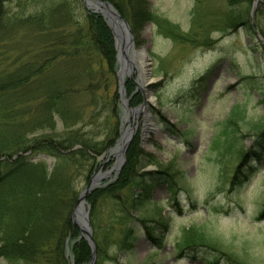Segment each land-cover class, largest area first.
I'll return each mask as SVG.
<instances>
[{
  "label": "rangeland",
  "instance_id": "obj_1",
  "mask_svg": "<svg viewBox=\"0 0 264 264\" xmlns=\"http://www.w3.org/2000/svg\"><path fill=\"white\" fill-rule=\"evenodd\" d=\"M147 1L158 16L176 26L178 35L168 36L148 22L140 37L134 36L135 48L145 49L147 56L141 59L140 55H131L134 65L125 69L133 71L132 77L125 80V98L131 111L122 102L118 62L117 84L111 88L120 96L121 129L125 124L134 128L129 146L138 138L144 152L139 169L142 177L152 180L161 175L160 166L149 154L162 166L174 163L182 178L176 198L170 197L165 182L152 184L150 199L140 210H133L134 218L129 222L137 238L133 248L122 252L119 244H111L112 258L105 264H210L216 257L214 264H264V217L260 218L264 215V143L258 145V136L264 130V0L258 2L254 15L253 2L241 0ZM35 5L36 0H22L19 7L16 2L10 7L26 13ZM25 6L27 11L22 10ZM86 9L84 3L79 15ZM236 10L246 16V25L235 27L238 16L234 17L236 23H230L229 16ZM25 33L23 27L18 28L10 37L9 49L24 42L31 44L25 40ZM114 41L116 47L115 37ZM9 54L12 59L18 50ZM128 81L141 96L138 105H130ZM147 97L152 98L149 105ZM143 104L146 107L138 109ZM261 139L263 142L264 137ZM117 140L109 149L117 146ZM255 146L262 152L260 159L243 163L242 154ZM127 152L128 149L123 167ZM45 159L52 165L53 159ZM116 162V157L103 155L95 173L108 172ZM159 170L163 171L161 167ZM119 174L107 177L97 189L108 187ZM234 176L243 182L233 186ZM80 185L85 188L88 184ZM94 191L85 204L93 237L88 198ZM98 213V225L113 231V241L118 243L123 228L116 224L115 205L105 199ZM163 219H168L166 227L151 222L159 239L154 243L145 232L143 220L150 223ZM192 227L205 231L228 255L194 244L181 251L179 242L186 229ZM69 245L68 242L67 257L72 258ZM0 264L7 262L0 259Z\"/></svg>",
  "mask_w": 264,
  "mask_h": 264
},
{
  "label": "trees",
  "instance_id": "obj_2",
  "mask_svg": "<svg viewBox=\"0 0 264 264\" xmlns=\"http://www.w3.org/2000/svg\"><path fill=\"white\" fill-rule=\"evenodd\" d=\"M21 1L0 0V259L7 264H84L90 261L92 249L72 221L84 189L80 184L90 182L100 157L121 131L120 96L111 88L117 84L118 67L114 36L100 14L86 9L79 15L82 0H36L33 10L22 8L26 13L11 9L12 3L19 7ZM108 1L130 22L134 36L139 38L150 22L176 37V26L158 16L147 0ZM236 16L235 27L248 23L237 10L229 16L230 23H236ZM22 27L31 44L9 49L10 37ZM12 50L18 54L10 59ZM126 86L130 105H138L141 96L134 84L128 81ZM261 133L258 145L264 143V130ZM143 153L135 138L117 179L88 198L96 264L112 258L111 244H119L122 252L133 248L137 238L129 222L133 210H140L150 199L152 184L165 182L170 197L176 198L182 172L174 169V163L162 166L147 154L163 171L158 167L159 177L144 179L139 173ZM261 154L256 146L245 150L243 163L251 164ZM45 158L53 159L52 165ZM237 177L232 178L233 186L243 182ZM105 199L115 205L116 224L123 228L118 243L113 241V231L97 223ZM153 221L166 227L168 219L143 220L148 238L158 243ZM192 228L179 242L181 251L194 244L228 255L205 231ZM68 242L72 258L67 257ZM217 261L218 257L210 264Z\"/></svg>",
  "mask_w": 264,
  "mask_h": 264
},
{
  "label": "water",
  "instance_id": "obj_3",
  "mask_svg": "<svg viewBox=\"0 0 264 264\" xmlns=\"http://www.w3.org/2000/svg\"><path fill=\"white\" fill-rule=\"evenodd\" d=\"M83 1L88 10H93L95 12H98L106 19L109 28L114 34L116 40V49H117V62L118 64H120V70L118 71V79L121 85L122 102L126 110L131 111L128 108V99L125 98L126 96L125 80L127 76L132 77L133 71H126V70L132 69L134 65V60L131 58V55L139 56L140 53L138 54H136V52L133 53L135 48V43H134V34L131 29L130 23L126 18H124L118 12V10L114 7V5L109 1L106 0H83ZM259 1L260 0H256L254 2L252 15H254ZM142 91L144 90L142 89ZM144 106L146 107V104L141 105L138 109ZM133 132H134V128H129L126 124L124 125V127L121 129L120 137L117 140L118 143L117 146L108 149L104 154V157L106 158H109L110 156L116 157L117 158L116 164H114L108 172L102 174V172H100L99 170L92 176L88 185L82 190L77 205L74 209L72 218H73V222L77 224L81 230L80 237L85 238L92 247V258L88 263L85 264H95L97 259L96 242L93 237L92 228L90 227L88 211L86 212L85 210L86 198L92 191L101 187L102 181L105 180L107 177H110L112 174H115L117 176L120 173L126 161L125 153L134 136Z\"/></svg>",
  "mask_w": 264,
  "mask_h": 264
},
{
  "label": "bare ground",
  "instance_id": "obj_4",
  "mask_svg": "<svg viewBox=\"0 0 264 264\" xmlns=\"http://www.w3.org/2000/svg\"><path fill=\"white\" fill-rule=\"evenodd\" d=\"M134 52H136V54H138V53H140L139 55H140V58L142 59H144V56H146L147 55V51L146 50H144V49H140L139 51H137V49L136 48H134V51H133V53ZM132 53V54H133ZM136 56H138V55H136ZM139 58V57H138ZM142 61V60H141ZM152 100V98L151 97H147V104L149 105L150 104V101Z\"/></svg>",
  "mask_w": 264,
  "mask_h": 264
},
{
  "label": "flooded vegetation",
  "instance_id": "obj_5",
  "mask_svg": "<svg viewBox=\"0 0 264 264\" xmlns=\"http://www.w3.org/2000/svg\"><path fill=\"white\" fill-rule=\"evenodd\" d=\"M254 2H255V1H253V6H254ZM257 6H258V4H257Z\"/></svg>",
  "mask_w": 264,
  "mask_h": 264
}]
</instances>
